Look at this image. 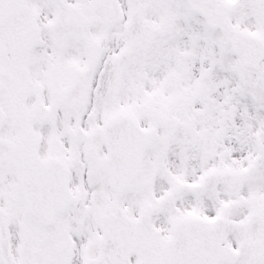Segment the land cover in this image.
<instances>
[{
  "label": "snow or ice",
  "instance_id": "6c2138e0",
  "mask_svg": "<svg viewBox=\"0 0 264 264\" xmlns=\"http://www.w3.org/2000/svg\"><path fill=\"white\" fill-rule=\"evenodd\" d=\"M0 264H264V0H0Z\"/></svg>",
  "mask_w": 264,
  "mask_h": 264
}]
</instances>
